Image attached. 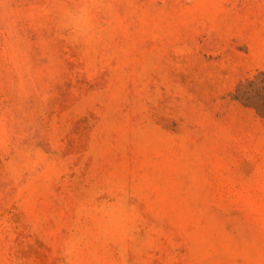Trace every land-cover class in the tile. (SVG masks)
<instances>
[{
  "label": "rangeland",
  "instance_id": "1",
  "mask_svg": "<svg viewBox=\"0 0 264 264\" xmlns=\"http://www.w3.org/2000/svg\"><path fill=\"white\" fill-rule=\"evenodd\" d=\"M264 0H0V264H264Z\"/></svg>",
  "mask_w": 264,
  "mask_h": 264
},
{
  "label": "trees",
  "instance_id": "2",
  "mask_svg": "<svg viewBox=\"0 0 264 264\" xmlns=\"http://www.w3.org/2000/svg\"><path fill=\"white\" fill-rule=\"evenodd\" d=\"M233 94L235 99L254 109L264 120V72L259 71L240 83Z\"/></svg>",
  "mask_w": 264,
  "mask_h": 264
}]
</instances>
